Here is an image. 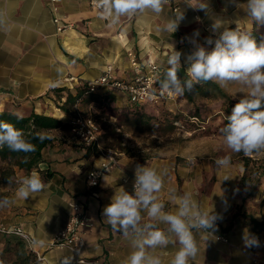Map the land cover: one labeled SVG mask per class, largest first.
Returning a JSON list of instances; mask_svg holds the SVG:
<instances>
[{
	"label": "crops",
	"instance_id": "1",
	"mask_svg": "<svg viewBox=\"0 0 264 264\" xmlns=\"http://www.w3.org/2000/svg\"><path fill=\"white\" fill-rule=\"evenodd\" d=\"M206 2L207 11H200L188 7L187 0H170L160 14L148 11L132 18L124 17L119 25L108 27L89 0H59L58 14L71 27L58 33L48 0H0V111L20 116L35 113L64 123L81 113L95 119L101 129L99 145L92 148L73 139L69 128L42 131L52 138V144L42 150V162L30 173L16 169V178L19 181L37 172L45 183L44 190L31 194L27 200L15 198L18 181L14 187L1 190V198L8 197L14 202L0 207V227H21L28 233L35 242L29 249L40 264H79L74 252L49 246L53 235L66 225L72 201L85 204L91 220L79 255L99 258L107 264H124L133 251L131 237L114 231L106 222L103 209L121 187L132 194L137 165L155 168L162 174L164 187L159 196L165 211L176 209L173 191L190 192L200 209L214 210L217 215L214 227L208 232L192 229L198 252L190 264H255L254 258H264V231H253L246 221L250 216L258 221L264 219V193L258 207L249 205L258 209L254 214L244 212L248 206L237 210L234 191L242 165L236 164L233 156L227 168L216 164L218 158L224 157V151L229 156L230 149L226 146L200 141L195 148L198 152L192 157L168 144L153 145L149 140L128 145L124 140L123 149L104 144L103 124L114 125V119L108 118L103 110L108 107L121 112L133 105L125 93L108 86L92 92L94 98L78 99L67 114L58 108L66 99V92L58 90L67 89L75 94L77 88L97 79L107 65L112 66L114 78L131 81L128 51H134L141 60L148 59L166 68L173 45L182 53L181 66L187 70L186 57L197 46L210 51L207 40L218 39L224 28L234 30L238 24L241 30L251 31L258 44L264 42V25H256L247 16V0ZM180 12H184V19L178 30L173 34L164 31L163 25ZM217 19L223 26L214 31L212 25ZM54 81L56 87H52ZM174 96L165 99L170 111L175 105ZM109 151L118 154V164L97 188L90 189L86 175L101 166ZM230 154H233L231 150ZM141 215V225L153 222L145 212ZM158 226L170 242L154 251L162 264H169L180 245L175 235L167 231V225ZM218 234L228 241L216 239ZM245 237L257 238L259 246H246ZM2 247L0 244V250ZM260 261L256 264H264V260Z\"/></svg>",
	"mask_w": 264,
	"mask_h": 264
},
{
	"label": "clouds",
	"instance_id": "2",
	"mask_svg": "<svg viewBox=\"0 0 264 264\" xmlns=\"http://www.w3.org/2000/svg\"><path fill=\"white\" fill-rule=\"evenodd\" d=\"M167 3L168 0H93L99 19L106 21L108 27L119 25L124 17L132 18L148 11L160 14ZM187 6L200 11L208 9L206 0H187ZM246 12L256 25H264V0H247ZM183 19L184 12L178 13L163 25V30L175 33ZM222 26L223 22L217 19L212 28L215 31ZM207 43L212 44L213 41L208 39ZM214 43L211 51L197 46L186 57L189 64L186 70L188 79L183 82L178 76L182 53L172 45L167 57L169 67L161 88L170 94L183 95L196 84L213 81L221 88L236 83L247 89L246 94L232 107L221 134L231 152L251 156L264 150V42L258 44L251 31L241 30L237 24L234 30L224 28ZM56 86L57 82L54 81L52 87ZM22 118L17 114V119ZM35 137L41 142L51 138L41 132H37ZM4 147L13 152L35 151V145L26 139L23 130L10 122L0 121V148ZM230 161L231 157L226 155L218 158L216 164L220 168H227ZM163 187L161 173L155 168L137 165L134 194H129L121 187L104 207L103 216L111 228L125 237H131L133 251L124 264H162L161 257L154 250L167 246L170 241L159 224L167 225V231L175 235L180 245L169 264H190L198 252L192 229L208 232L214 227L218 218L214 210L200 209L190 192L176 194L173 191L176 209L165 211L159 196ZM44 188L42 177L32 172L18 181L15 198L27 200L31 194L41 192ZM13 202L8 197L0 198V207H7ZM142 212L153 222L141 225ZM245 245L259 246V241L255 237H245Z\"/></svg>",
	"mask_w": 264,
	"mask_h": 264
},
{
	"label": "trees",
	"instance_id": "3",
	"mask_svg": "<svg viewBox=\"0 0 264 264\" xmlns=\"http://www.w3.org/2000/svg\"><path fill=\"white\" fill-rule=\"evenodd\" d=\"M169 66H167L156 80V85L161 86V82L165 79V73ZM178 76L183 82L188 79L187 71L183 66L178 71ZM59 92H66V99L61 103L58 108L63 113L67 114L78 99L84 97V99L94 98V94L87 88L86 84H83L75 90V94L67 89H60ZM188 103H193L194 99H218L222 101L224 116L219 118V122L211 128V131L221 134V129L227 123V116L231 114L232 107L239 101V99L231 98L217 83L213 81L201 82L196 84L191 91H185L181 95ZM145 104L131 105L128 110L124 111L125 120H129L133 128L145 131L155 128H163L164 122H160L161 118L157 114H148L145 111ZM264 110V107H262ZM116 115L115 110L111 112ZM120 119L122 116L116 115ZM22 119H17V114L10 111H0V121H7L14 124L18 129L24 131L25 137L31 143L35 145V151L13 152L7 147L0 148V189L12 188L17 184L16 169L22 170L24 173H30L32 169L36 168L39 163L42 162V150L52 144V138L45 139L41 142L35 137L37 132L53 130L57 128H69V123H64L51 116L38 115L31 113L29 116H22ZM200 122L204 123L203 119H200L201 115H194ZM144 118H146L144 120ZM178 118L174 117L167 123L170 129L175 128L174 123ZM198 128V126H197ZM206 132V131H205ZM48 136V135H47ZM243 173L240 178L239 184L242 186H254L259 182L264 181V162L256 163L252 162L249 158L242 159ZM254 190V188H253ZM0 196H2L0 192ZM249 223L252 225L253 231H264V219L261 221L256 220L254 217L248 218ZM2 237L3 247L0 251V264H40L36 254L29 249L24 241L15 235L0 233Z\"/></svg>",
	"mask_w": 264,
	"mask_h": 264
},
{
	"label": "built area",
	"instance_id": "4",
	"mask_svg": "<svg viewBox=\"0 0 264 264\" xmlns=\"http://www.w3.org/2000/svg\"><path fill=\"white\" fill-rule=\"evenodd\" d=\"M48 1L51 5V11L53 13L52 21L56 26V31L62 33L70 29L71 25L63 23L58 14L59 0ZM169 2L170 0H168V3ZM89 3L94 7L93 0H89ZM176 10L177 8H174V11ZM214 42L215 40L211 44V50L215 46ZM126 55L133 74L131 81L126 82L114 78L112 66L107 65L103 73L97 79L85 83L87 88L91 92H94L99 87L108 86L113 90L125 93L128 96V101L133 105L147 103L158 105L163 100L173 95L163 91L161 86L156 85V80L163 71L160 65L148 59L145 61L141 60L134 51H128ZM190 120L195 123L198 128L202 130L205 129V123L200 122L196 117H192ZM174 124L178 126L180 123L175 122ZM69 130L73 139L79 141L84 147H98L101 129L97 121L92 117L82 115L81 113L75 114L69 122ZM117 164L118 154L113 151L107 152L105 154V161L101 166L88 171L86 175L87 186L90 189L97 188L102 178L111 172ZM134 182L132 183V194H134ZM262 186H264V181H262ZM69 208V218L66 225L53 235L49 246L74 252L79 264H107L99 258H86L79 255L82 250V245L85 242L86 235L91 228V220L87 215L85 204L72 201L69 204ZM0 232L19 237L28 248L35 243L34 239L21 227H0ZM217 239L224 242L227 241L223 236H217Z\"/></svg>",
	"mask_w": 264,
	"mask_h": 264
},
{
	"label": "rangeland",
	"instance_id": "5",
	"mask_svg": "<svg viewBox=\"0 0 264 264\" xmlns=\"http://www.w3.org/2000/svg\"><path fill=\"white\" fill-rule=\"evenodd\" d=\"M162 69L164 70L165 68ZM223 90L233 99H240L247 92V89H244L241 85L236 83H230L226 88H223ZM174 97H175L174 99L175 105L173 111H170L169 108L167 107L166 100H163L158 105L145 104L146 105L144 107L145 111L148 114H152V113L157 114L158 117L161 118L160 122H164L165 124L163 125L164 126L163 128H158V129L156 128V130H154L155 128L153 129L150 128V130L140 131L133 128L134 126L132 125V123L129 120H125L123 114L124 111L128 110L127 108H129L131 105L123 109L121 112L114 108L106 107V109L103 110V112L107 114L108 118L112 117L114 119L113 120L114 125L108 123L103 124L105 129V135H103L104 144H108L114 149L116 148L123 149L122 144L124 140L126 144L136 141L145 143L147 140H149V142L152 143L153 145L168 144V146L186 152L190 154L192 157L196 155L195 152H198L197 150H195V148L197 147L196 143L200 141H203V143H207V145L211 144L220 147L226 146L223 142V136L211 131V128L214 127L215 124L220 121L219 118H222L224 116V112H223L224 109L221 100L213 99V98H209V99L195 98L193 103L192 102L188 103L186 100L182 98L181 95H175ZM112 110H115L116 115L122 116V118L120 119L118 116L113 115L111 113ZM196 113L197 115H201L200 119L204 120L203 121L205 123L204 130L197 128V125L191 122L190 120V118L196 115ZM174 117L178 118L176 122H179L180 124L178 126L174 124L175 128L170 129L169 125L167 126V123H169ZM145 119L146 118H144V120ZM98 121L99 123H101L99 119ZM225 154L226 153L224 151L222 156H225ZM229 156L230 157L233 156V161L239 165H242V159L244 157L251 159L252 162H256V163L264 162V150L255 152L251 156H245L242 152L233 153L231 155L229 150ZM241 171L242 172L239 176L238 181L236 182L235 191H234L235 194L234 196L237 199L236 208L237 210L239 209L243 210L244 206H248V209L244 210V212L247 213L251 211L253 213L258 209L251 207L253 205L258 207L260 201V195L264 193V186H262V182H259V184L256 185V187L250 185L248 186L240 185L239 181L243 173V165ZM1 190L2 189H0V192ZM246 221L249 222L248 219H246ZM218 235L221 236V234ZM0 244H3L1 236H0ZM252 250H254L253 247ZM260 259L264 260V258H260ZM260 259L254 258L253 262L255 264L259 263L261 262Z\"/></svg>",
	"mask_w": 264,
	"mask_h": 264
}]
</instances>
